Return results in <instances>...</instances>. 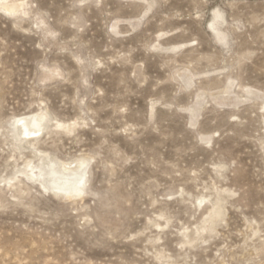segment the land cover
Masks as SVG:
<instances>
[{
    "label": "rangeland",
    "instance_id": "1",
    "mask_svg": "<svg viewBox=\"0 0 264 264\" xmlns=\"http://www.w3.org/2000/svg\"><path fill=\"white\" fill-rule=\"evenodd\" d=\"M0 264H264V0H0Z\"/></svg>",
    "mask_w": 264,
    "mask_h": 264
},
{
    "label": "bare ground",
    "instance_id": "2",
    "mask_svg": "<svg viewBox=\"0 0 264 264\" xmlns=\"http://www.w3.org/2000/svg\"><path fill=\"white\" fill-rule=\"evenodd\" d=\"M44 118L45 116L40 115L28 116L20 121H17L16 125L20 127V124H22L24 126L23 129L22 126L20 128L18 127L19 129H21L22 132H34L35 130L38 131L41 129V125L39 124L41 123V121H43ZM83 165L85 164L83 162H80L79 165L73 168H65L64 172H57V170L53 169V166H50L48 171L43 172L42 178L45 182L47 181L53 189H57L65 192L68 195H71L77 192L78 186H80L82 182L81 178L83 175Z\"/></svg>",
    "mask_w": 264,
    "mask_h": 264
},
{
    "label": "snow or ice",
    "instance_id": "3",
    "mask_svg": "<svg viewBox=\"0 0 264 264\" xmlns=\"http://www.w3.org/2000/svg\"><path fill=\"white\" fill-rule=\"evenodd\" d=\"M79 194H81V193L79 192V190H77L76 195H79Z\"/></svg>",
    "mask_w": 264,
    "mask_h": 264
}]
</instances>
